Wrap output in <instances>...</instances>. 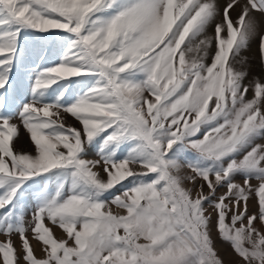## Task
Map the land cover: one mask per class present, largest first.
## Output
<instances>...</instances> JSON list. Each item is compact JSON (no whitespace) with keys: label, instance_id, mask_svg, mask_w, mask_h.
Returning a JSON list of instances; mask_svg holds the SVG:
<instances>
[{"label":"snow or ice","instance_id":"snow-or-ice-1","mask_svg":"<svg viewBox=\"0 0 264 264\" xmlns=\"http://www.w3.org/2000/svg\"><path fill=\"white\" fill-rule=\"evenodd\" d=\"M257 35L264 73V0H0V264H264Z\"/></svg>","mask_w":264,"mask_h":264},{"label":"rangeland","instance_id":"rangeland-1","mask_svg":"<svg viewBox=\"0 0 264 264\" xmlns=\"http://www.w3.org/2000/svg\"><path fill=\"white\" fill-rule=\"evenodd\" d=\"M221 2L223 3V0H221ZM237 11H238V9L231 12V15H232L233 18L236 17ZM257 18L259 19L258 15H257ZM209 32H211V29H209ZM258 42H259V36L257 35L256 37H254L251 40L248 50L241 53V55L250 57V61H249V63H250L249 75H248V78L245 80V84H247L250 80H252L254 76H259L262 80H264V73L261 72V67H260V64H259ZM251 95H252V92L249 91L248 96L251 97ZM66 121L69 124H74L75 123V121L70 116H68L66 118ZM15 122L18 123V121H15ZM14 144H15V149L16 150H25V151H30L31 150V143H30V140H29L28 133L23 129V127L20 128L19 138L15 140ZM237 179H240V178L238 177ZM253 183H256V181L253 180ZM205 191L207 192V188H205ZM223 191H225V189H223V188L218 189L217 190V195H219ZM249 204H250V208H251L252 205L254 204V198H253L252 201L249 202ZM205 207L207 208L208 205L206 204ZM209 211L211 212L212 209L209 208ZM214 217H215V214L213 213V224L215 223ZM55 231H56L57 235H60V230L59 229H56ZM29 236H31L30 233H29ZM5 238L6 237L3 234H0V240H3ZM213 238H214V240H216V247H217L221 257L225 260V264H230V262L235 259V256L232 253L229 245H227L225 243H222L219 240V238L217 237L216 232H215L214 229H213ZM12 239L15 242L17 248H19L20 247L19 238L16 235H13ZM32 243H33V246L36 249V254L40 255L39 246L36 244L35 241H32Z\"/></svg>","mask_w":264,"mask_h":264}]
</instances>
